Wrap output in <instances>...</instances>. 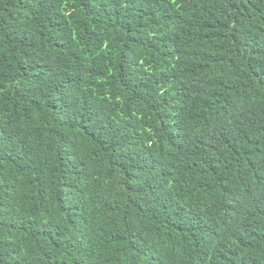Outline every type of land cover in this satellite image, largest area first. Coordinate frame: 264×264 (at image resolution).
<instances>
[{
    "label": "trees",
    "instance_id": "1",
    "mask_svg": "<svg viewBox=\"0 0 264 264\" xmlns=\"http://www.w3.org/2000/svg\"><path fill=\"white\" fill-rule=\"evenodd\" d=\"M0 264H264V0H0Z\"/></svg>",
    "mask_w": 264,
    "mask_h": 264
}]
</instances>
